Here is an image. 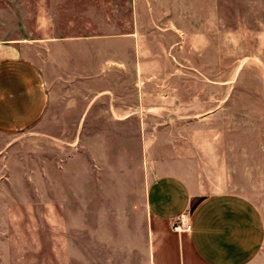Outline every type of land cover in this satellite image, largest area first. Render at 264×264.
I'll use <instances>...</instances> for the list:
<instances>
[{"label": "rangeland", "instance_id": "obj_1", "mask_svg": "<svg viewBox=\"0 0 264 264\" xmlns=\"http://www.w3.org/2000/svg\"><path fill=\"white\" fill-rule=\"evenodd\" d=\"M151 5L135 23L148 34L135 70L125 36L130 0H0V23L17 20L26 38L100 37L99 61L123 66L109 78L138 80L109 88L117 109L142 112L141 134L136 117L101 119L106 103L79 120L97 90L88 82L68 91L62 74L38 126L0 134V264H94L93 229L103 238L123 234L133 219L145 223L146 158L154 151L147 142L194 154L209 174L204 185L238 192L264 216V0ZM165 12L176 15L167 20ZM46 13L55 26L38 28ZM174 22L182 35L158 32ZM219 156L234 175L220 177Z\"/></svg>", "mask_w": 264, "mask_h": 264}, {"label": "crops", "instance_id": "obj_2", "mask_svg": "<svg viewBox=\"0 0 264 264\" xmlns=\"http://www.w3.org/2000/svg\"><path fill=\"white\" fill-rule=\"evenodd\" d=\"M175 1L180 2L172 0ZM151 4L152 0H130L133 28L125 36L135 70L137 55L142 53L140 45L148 36L147 30H136L135 23L146 20L145 11L148 6L151 9ZM160 14L167 20L176 15ZM45 15L46 18L37 19V27H54L53 18ZM18 23L11 19L0 23V134L10 135L38 126L55 100L57 93L52 84L62 74L68 91L78 90L81 85L84 88L88 82L97 90L84 103L79 120L88 119L96 113L94 108L99 103H106L105 111L99 113L101 119L136 117L142 133V112L132 110L126 115L118 110V96L109 90L116 85H138V80L109 78L108 73L121 71L123 66L119 61H99L100 37H54L45 32L26 38ZM63 25L71 26V22L67 20ZM158 29L161 35H182L176 22ZM89 57H96V61ZM153 111L145 112L150 115ZM140 140L143 144L142 135ZM154 143L147 142L145 146L154 150L147 153L150 171L146 173L142 194L148 220L142 223L139 218L133 219L125 224L123 234L110 231L103 238L93 229L94 264H264V216L256 205L224 186L219 190L204 185L200 179L209 174L199 169L194 154ZM219 168L220 177L235 174L224 165L221 156ZM88 184H98V179H90ZM181 218H185L188 230L176 233L172 224Z\"/></svg>", "mask_w": 264, "mask_h": 264}, {"label": "built area", "instance_id": "obj_3", "mask_svg": "<svg viewBox=\"0 0 264 264\" xmlns=\"http://www.w3.org/2000/svg\"><path fill=\"white\" fill-rule=\"evenodd\" d=\"M184 224H177V225H172V229L178 233V232H182V231H186L188 230V226H183Z\"/></svg>", "mask_w": 264, "mask_h": 264}]
</instances>
